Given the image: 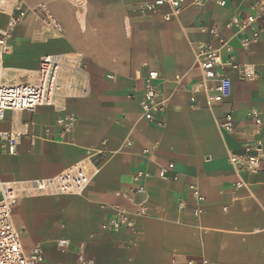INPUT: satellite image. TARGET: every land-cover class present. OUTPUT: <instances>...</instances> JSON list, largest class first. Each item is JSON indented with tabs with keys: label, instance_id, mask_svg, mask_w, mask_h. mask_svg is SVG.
Returning a JSON list of instances; mask_svg holds the SVG:
<instances>
[{
	"label": "crops",
	"instance_id": "crops-1",
	"mask_svg": "<svg viewBox=\"0 0 264 264\" xmlns=\"http://www.w3.org/2000/svg\"><path fill=\"white\" fill-rule=\"evenodd\" d=\"M23 1L46 3L63 34L25 48L22 62L7 69L18 70L15 76H27L19 80L26 81L42 56L80 53L90 91L85 97L60 94L34 111L8 112L0 130L14 119L32 126L15 155L0 147V181L50 178L77 162L98 167L82 194L26 197L14 205L12 221L23 250L40 245L39 264H77L79 246L93 264H199L202 258L210 264H264V168L243 172L247 186L237 187L238 174L227 161L229 151L254 143L264 156V33L244 47L241 39L251 31L226 26L239 12L251 14L250 5L261 0H185L170 20L164 19L166 7L142 11L143 0ZM35 21L31 15L22 18L13 36L28 33ZM6 25L7 16L0 14V30ZM202 26L215 27L217 35L201 32ZM224 41L228 49L221 46ZM199 43L218 49L225 61L254 64L258 77L242 80L230 66L219 67L231 82L230 94L210 102L204 92L192 91L202 79L194 54ZM148 70L159 74L165 104L157 115L160 124L140 113ZM250 108L262 117L259 134L240 120ZM227 112L238 118L230 133L217 125ZM59 114L76 118L62 137ZM152 145L150 153L142 152ZM161 168L177 178H159ZM141 169L149 176L145 192L134 198L144 201L147 214L135 219L133 229L103 230L116 206L134 209L114 193L133 188V175ZM59 240L68 246L61 248Z\"/></svg>",
	"mask_w": 264,
	"mask_h": 264
},
{
	"label": "built area",
	"instance_id": "built-area-1",
	"mask_svg": "<svg viewBox=\"0 0 264 264\" xmlns=\"http://www.w3.org/2000/svg\"><path fill=\"white\" fill-rule=\"evenodd\" d=\"M185 0H143L140 9L145 12H157L161 8L169 9L164 14L165 20L177 16ZM223 4V1L219 2ZM251 14L237 13L227 27H235L237 31L249 29L250 37L242 38L241 42L247 47L251 40L257 39L264 33V0L255 1L250 5ZM29 12L40 23V35L46 38L58 37L63 34L62 25L52 15L46 3L34 6H25L23 0H0V14L7 16L6 28L0 30V121H3L8 112L20 113L34 111L38 106L52 105L60 94L67 97H85L89 94V81L87 78L83 57L76 52H61L44 55L40 58L38 68L32 78L26 81L8 82L4 77L3 57L9 53L11 46L9 38L13 28ZM201 32L217 35L215 27H200ZM227 42H222V47L228 49ZM201 71V82L193 86L192 91H202L210 102H220L226 99L231 90L230 80L218 72V68L224 65L235 69L242 80H252L258 77L254 64H238L233 61H225L218 49L208 43H199L194 48ZM159 74L155 70H148L142 76V96L139 101L141 117L151 123L160 124L157 115L165 109L164 101L160 99ZM240 120L255 127V133L261 131L262 117L255 108L244 112ZM76 118L73 115L59 114L56 117V125L60 127L59 137L70 132L75 125ZM238 118L227 112L221 120L217 121L219 130L230 133L235 127ZM32 122L14 119L7 130H0V147L8 154L15 155L18 146L24 137L30 136ZM49 129H45L48 135ZM127 145L130 142H126ZM156 145L144 148L143 153H150ZM227 161L238 174L235 183L237 187H246L247 183L242 178L243 172H256L264 168V156L257 144H249L238 152L229 151ZM167 168L158 171L159 178L163 180L176 179L177 176H168ZM98 167L89 162H77L53 177L45 179L2 182L0 181V264H39L43 260V250L40 245L32 246L31 250H23L19 232L12 221L14 205L22 198L34 196H56L62 194H82L91 179L97 174ZM149 176L146 170H137L133 175L134 187L125 191H116L115 196L123 198L134 205V209H126L120 206L114 208V213L101 225L103 230L118 232L124 229H133L135 219L147 214L144 201L136 202L134 196L145 192L143 181ZM195 194L197 188L192 186ZM200 212L197 209L196 213ZM58 246L65 249L68 246L66 240H59ZM77 264H93V260L87 257L82 246L76 253ZM187 264H194L188 260ZM199 264H210L202 258Z\"/></svg>",
	"mask_w": 264,
	"mask_h": 264
},
{
	"label": "rangeland",
	"instance_id": "rangeland-1",
	"mask_svg": "<svg viewBox=\"0 0 264 264\" xmlns=\"http://www.w3.org/2000/svg\"><path fill=\"white\" fill-rule=\"evenodd\" d=\"M25 6L27 5L25 4ZM28 15H31V14L27 12L23 18H25ZM40 27H41L40 23L37 20L34 22L33 25L26 27L28 30V33L22 34L17 37L13 36L15 32V29H13L12 31L13 33L11 34L9 38V44L11 46V50L9 53L5 54L3 57V67H4L3 73H4L5 80L17 82L19 80L27 79V76H23V77L15 76L19 74L18 70L7 69V68L16 67L18 66V64L22 62L23 53L25 51V48H34L36 45H39L40 43L44 42V37L39 34Z\"/></svg>",
	"mask_w": 264,
	"mask_h": 264
}]
</instances>
